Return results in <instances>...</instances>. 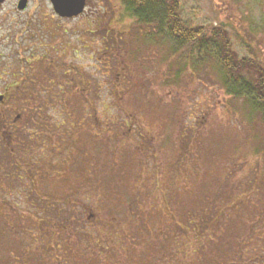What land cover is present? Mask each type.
Wrapping results in <instances>:
<instances>
[{
  "label": "rangeland",
  "instance_id": "374dc122",
  "mask_svg": "<svg viewBox=\"0 0 264 264\" xmlns=\"http://www.w3.org/2000/svg\"><path fill=\"white\" fill-rule=\"evenodd\" d=\"M179 2L187 24L223 31L237 60L264 69V0ZM26 15L13 17V31L34 27L36 47L55 49L53 75L75 72L77 88L57 97L66 112H45L34 205L35 178H9L13 190L0 192V264H142L148 233L135 222L164 214L165 232L171 219L213 223L199 240L205 264L233 255L264 264V124L251 100L225 92L214 58L180 68L184 49L172 54L173 44L139 28L119 0H87L75 19L57 18L46 3L38 17ZM20 41L13 36V68ZM22 146L16 157L24 160ZM3 155L2 163L11 158ZM136 208L145 215L132 216ZM159 244L152 264H173L171 248ZM180 244L179 264H187L189 240L178 236Z\"/></svg>",
  "mask_w": 264,
  "mask_h": 264
},
{
  "label": "trees",
  "instance_id": "16d2710c",
  "mask_svg": "<svg viewBox=\"0 0 264 264\" xmlns=\"http://www.w3.org/2000/svg\"><path fill=\"white\" fill-rule=\"evenodd\" d=\"M119 2L125 15L134 19V22L139 28L142 27L150 29L151 32L161 34L166 38V40L170 41L173 44L170 46L172 54H175L176 52L178 54L180 49H184V51L182 50L179 56L183 62L180 68L185 66L187 67V63L189 61L194 64L195 60L204 61L207 57H213L215 64L220 70L222 86L225 92L236 97H246L251 100L252 112H254V114L257 113L259 119L264 124V69L261 68V64L250 58H241V60H237L235 54L230 51L229 41L225 37L223 31H206L209 33L207 34L203 27L187 24L179 12V0H119ZM65 72V70H62V80H60L62 83H64L67 90H71V83H69L71 75L69 74V71H67L68 75H66ZM64 76H66V80H63ZM50 90H53V88ZM69 94L72 95L74 93L72 92ZM84 98L86 99L85 95ZM46 99H48V101L46 100V102L43 103L45 106V112L47 109H50L56 116H60L61 113L66 112V109L61 110L59 104L57 103V97L48 96ZM64 103H62V105ZM44 124H46L45 118ZM33 134L34 135L31 137V144L35 146L37 145L35 140V138L38 137L37 130H34ZM43 142L45 144V132L43 136ZM18 143L19 146L23 145L22 136H18ZM54 143L55 142L52 141L51 146ZM31 146L32 145L28 146V151L26 148L23 151L26 153V155L27 153L34 156L35 154L37 155V152H35L36 150L31 149ZM11 147L12 150L5 152L8 156H11V158H6L7 167L10 169V179H19L20 175H22V172L24 175L26 174L25 165L28 164V162L36 165V162L40 161L41 159L33 156L30 159L25 157V159L22 160L19 154L18 157H16L17 152H19L20 149H17V146L15 145H12ZM45 148L44 152H46ZM40 154L41 153L38 155ZM44 155L46 157L45 153ZM34 158L37 159V161L33 160ZM42 163L44 166V161ZM28 168L31 172V168L29 166ZM31 179L34 180V178ZM51 199L54 200V197ZM29 202H31L30 198ZM168 203L165 201L166 206ZM48 206L53 208V203L50 201V204H47V207ZM137 210L138 212H136ZM131 213L132 216L137 213H140L141 216L145 215L143 211H139L137 208L135 209V213H133V211ZM149 215L152 217V212ZM165 215L166 214H164L163 217H158L156 223L152 222V218L146 219L140 217L138 218V222H135L139 224V228H141L143 232L148 233V235H146L148 237V248L143 249V253H141V263L144 264L146 261V264H152L151 257L159 259L158 251L155 249L156 245L161 243L158 246L163 247L164 245L165 247L169 246L171 248V257L176 258H174L173 264H179V262H181V256L179 253L181 254L184 250L181 244L177 245V237L180 236L186 237L187 241L189 240L190 243V245L187 244L185 249L187 250V255H185L187 264H205V254L203 253L202 249L200 250V247L203 244H201L199 240L201 236L205 235L206 229L204 227H213V223H211L210 220L208 223H204L203 220H198L196 222L194 219H171V225L173 224L175 228L173 229V226H170V231L165 232V222L168 218L165 217ZM155 225H157V228ZM152 232L155 234L165 233L163 236L154 235V238L152 239ZM111 239L113 240V237H111ZM139 240L143 241L142 237H140ZM243 242H247V240H244ZM179 247H182V249L178 250ZM66 251L67 250L64 249V252ZM151 253H155V255L152 256ZM147 259H149L148 263ZM218 260H215L212 264H253L251 263V259L249 261H245L241 258V256L234 257V255L229 258L231 263L224 259Z\"/></svg>",
  "mask_w": 264,
  "mask_h": 264
},
{
  "label": "flooded vegetation",
  "instance_id": "af4514ba",
  "mask_svg": "<svg viewBox=\"0 0 264 264\" xmlns=\"http://www.w3.org/2000/svg\"><path fill=\"white\" fill-rule=\"evenodd\" d=\"M43 3L50 5L53 14L57 18H60L55 13L51 0H0V159L6 157L3 154L6 151L12 150V145L20 147L18 146V136L23 137V150L26 148L28 151V146L32 145L31 149H35L37 155L42 152L44 148L45 106L43 104L44 101L40 98L44 96L58 97L60 94H65L66 92H76L75 72L69 70V74L71 75L69 81L71 83V90H67L58 76L53 75L54 73H58L55 49H49L48 52L36 47L40 46L38 36L28 33L34 27L26 23L27 25L22 26L20 31L14 32L13 26H11L14 16L20 17L29 14L26 15V18L38 17ZM85 3V7H87V0H85ZM79 16L69 19H75ZM38 32H41V29ZM51 33L53 34L54 31ZM14 35L16 39L21 40L18 45H20L19 52L22 54V57L17 60L19 65L17 61L14 62L13 68ZM35 39L38 42L33 44L35 46L29 47L28 40ZM13 76L16 81L20 82H11L15 81L12 79ZM52 88L53 90H50ZM45 91H49V93ZM34 130H37L38 136L35 138L37 144L35 146L31 144ZM27 154L30 155L26 157L27 159L34 156L29 153ZM42 162V159L36 165L28 162L25 165L26 174L19 177L22 179L27 176L29 179L35 178L37 180L36 185L33 183L34 189L32 186L28 187L24 185L20 188L22 192L26 193L31 191L30 188L33 189L30 196H28L31 200L29 203L32 205L34 204L31 196L34 194L40 195L42 192L43 186L41 184L44 172ZM28 166L31 168V172ZM9 170L6 160L5 163L0 162V192H10L13 190L9 186V178L11 177ZM29 176L34 177L30 178ZM31 181L33 180L31 179ZM2 205L5 206L4 202Z\"/></svg>",
  "mask_w": 264,
  "mask_h": 264
},
{
  "label": "water",
  "instance_id": "95a60500",
  "mask_svg": "<svg viewBox=\"0 0 264 264\" xmlns=\"http://www.w3.org/2000/svg\"><path fill=\"white\" fill-rule=\"evenodd\" d=\"M51 3L57 15L73 17L83 11L85 0H51Z\"/></svg>",
  "mask_w": 264,
  "mask_h": 264
}]
</instances>
